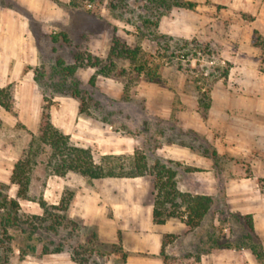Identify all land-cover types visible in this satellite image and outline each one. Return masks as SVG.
<instances>
[{
	"label": "rangeland",
	"instance_id": "obj_1",
	"mask_svg": "<svg viewBox=\"0 0 264 264\" xmlns=\"http://www.w3.org/2000/svg\"><path fill=\"white\" fill-rule=\"evenodd\" d=\"M50 1L57 4L56 0ZM0 3L15 7L10 0H0ZM58 5L61 22L48 32L41 33L38 25L30 21V30L39 50L38 64L33 70L34 93L41 98L42 108L46 107L50 112L59 98H71V92L76 89L81 99H71L76 101L82 117L120 133L126 144H134V149L145 156L148 167L160 162L174 171L176 188L186 187L183 184L188 180L184 174L187 169L177 161L160 160L155 154L158 148L174 145L198 150L212 161L214 174L221 177V193L225 178L239 176L250 177L254 190L264 193V168L259 167L264 164V159L253 154L252 169L246 167L243 155L225 151L229 140L232 145H237L238 140L253 145L263 141L264 148V137L261 141L257 137L250 140L238 136L241 128L264 133V0H103L75 4L69 0ZM52 38L56 40L53 42ZM113 38L129 47L139 46L143 53L139 63L146 65L145 74L154 71L158 79L152 82L144 76L132 79L133 74L123 81L97 77L95 84L90 86L89 79L94 72L84 68L59 86L61 78L53 72L57 60L70 66L73 52H85L104 59ZM229 69L233 76L226 81L221 75ZM131 70L132 67H127L128 73ZM126 82L128 87L124 90ZM217 85L225 92L215 88ZM9 87L15 104L16 87L14 84ZM60 90L65 96L59 95ZM226 92L233 98L250 97L255 103L245 107L260 109V113L231 115L235 127L228 134L234 138L212 137L214 129L211 126L205 125L203 135L192 129L184 130L183 125L180 127L179 114H197L207 120L212 109L220 108V105L212 104L213 96H225ZM18 95L23 97L28 93L22 90ZM181 102H185L184 105ZM10 114L15 115L14 107ZM17 129L9 140L0 141V184L9 187L10 198L15 188L9 184L11 174L7 175L14 163L11 149L19 144L17 140L24 134L20 125ZM219 149L222 152L217 153ZM49 153L45 149L44 154L38 155L37 164L30 173V178L35 179L30 200L39 198L42 179L38 176L47 174L45 162ZM132 156H119L113 164L126 166ZM102 158L97 157L95 163H100ZM40 167L44 173H40ZM188 170L195 171L194 168ZM7 179L8 183H5ZM21 213L37 216L24 213L22 209ZM214 213L221 228V245L227 243L224 237L227 233L222 228H242L236 231L233 244L248 232L246 217L227 215L219 195ZM70 221L63 222L54 233L41 231L42 238L61 244L68 254L77 252V258L85 264H123L116 245L100 242L92 229L84 227L80 221ZM48 224L46 221L42 228ZM39 254L19 260L15 250L7 264H36Z\"/></svg>",
	"mask_w": 264,
	"mask_h": 264
},
{
	"label": "crops",
	"instance_id": "obj_2",
	"mask_svg": "<svg viewBox=\"0 0 264 264\" xmlns=\"http://www.w3.org/2000/svg\"><path fill=\"white\" fill-rule=\"evenodd\" d=\"M10 1L15 7L0 3V88L14 84L17 97L15 115L0 108V141L9 140L17 132V125L22 127L24 134L17 140L19 144L11 149L15 163L27 148L31 137L36 136L42 112V100L34 93L33 70L38 64L39 50L37 40L30 30V21L38 25L41 33L48 32L61 22V7L58 3L66 4L69 0H56L57 4L50 0ZM232 73L230 69L227 71L226 81L231 79ZM215 88L225 92L222 86L217 85ZM22 90L28 95L20 97L18 94ZM184 103L181 102V105ZM254 103L250 97L233 98L227 92L225 96H213L212 104L220 105L219 109H212L207 120L197 114H179L180 127L183 125L182 129H192L203 135L205 125L211 126L214 129L212 137L234 138L231 133L228 134L235 127L231 115L240 112L260 113L259 108L245 107L253 106ZM256 104L259 106V100ZM49 115L54 128L68 136L73 146L88 149L94 162L97 157L133 155L134 144H126L125 138L120 133L111 132L107 125H99L82 117L76 101L71 98H59ZM238 136H246L250 140L257 137L262 141L264 133L241 128ZM238 142L232 145L229 140L228 150L225 151L243 155L247 161L246 167L254 168L255 153L264 159L263 141L258 145L243 140ZM216 151L222 152L220 149ZM46 152H49L47 147ZM155 154L160 160L177 161L187 169L184 174L188 180L181 183L186 184V187L181 190L176 188L178 191L212 199L210 210L197 226L187 227L175 218L166 220L162 225L154 224L153 187L150 178L146 176L87 180L73 173L62 178L43 174L38 176L42 179L38 199L48 206H58L64 192H71L72 198L66 213L68 219L80 221L84 227L92 229L100 242L116 245L123 264H259L248 249L233 244L236 231L242 228H222L232 248L221 247V228L214 213L219 195L227 215L233 214L240 218L249 216L251 235L262 247L264 257V193L254 190L252 179L241 176L225 178L221 193V177L214 174L212 161L198 150L189 146L170 145L156 149ZM14 163L7 175L11 174ZM259 167L264 168V164ZM192 168L195 171L188 170ZM198 169L212 171L202 172ZM38 170L42 173L43 167ZM34 182L35 179H31L29 195L33 193ZM5 183H8V179ZM16 191L15 187L12 198H15ZM18 203L24 213L37 216L42 214L36 201L18 200ZM37 258L36 264H76L66 252L39 254Z\"/></svg>",
	"mask_w": 264,
	"mask_h": 264
},
{
	"label": "trees",
	"instance_id": "obj_3",
	"mask_svg": "<svg viewBox=\"0 0 264 264\" xmlns=\"http://www.w3.org/2000/svg\"><path fill=\"white\" fill-rule=\"evenodd\" d=\"M101 1L103 0H71V3ZM52 39L53 42L56 40ZM142 57L143 53L139 46L129 47L113 38L104 59L85 52H73V64L67 66L63 61L57 60L53 72L54 76L61 78L60 87L78 70L84 68H90L94 72L89 79L90 86L95 84L97 77L123 81L127 76L133 74L134 78L132 79L141 76L146 77L149 82L158 79L154 71L145 74L146 65L139 63ZM127 67H132L131 73H128ZM221 76L226 77L227 70L223 71ZM132 79H128L127 82H131ZM127 82L124 84V90L128 87ZM73 85L75 86V83ZM59 95L65 96L61 90ZM70 97L81 99L80 93L76 89L71 92ZM13 105L11 88H0V108L8 113H13ZM46 147L50 151L45 162V168L49 175L62 178L68 173H73L87 180L131 179L144 176L150 178L154 196L153 222L156 225H162L166 220L175 218L184 222L187 227H195L211 208L212 199L210 197L180 193L176 189L175 172L159 162L148 167L145 156L137 149H134L133 156L128 158L126 166L119 164L116 167L113 161L118 160L119 157L114 156L104 157L100 163H95L88 149L73 146L68 136L54 128L50 122L49 110L44 107L41 112L38 132L36 136L31 137L27 149L14 164L9 178V184L17 188L15 198L8 196L9 187L7 185L0 184V264H7L9 256L13 255L15 250L18 252L19 260L29 256L35 257L38 249H40V255L59 254L65 251L61 244L45 241L40 233L41 231L54 233L63 222H71L66 213L72 193L66 190L58 206H48L41 199L36 200L42 210L41 216L23 215L18 203V200L33 201L30 200L28 194L31 182L30 173L37 164L38 155L44 154ZM126 167L127 172H124ZM115 168L118 169V172L115 171ZM184 216L185 219H183ZM246 219L248 220V232L234 246L245 247L259 264H264L262 247L251 235V219L249 216ZM46 221H49L48 226L42 228ZM221 247L232 248L229 243H224ZM78 255L77 252L70 253L71 261L76 264H85L77 258Z\"/></svg>",
	"mask_w": 264,
	"mask_h": 264
},
{
	"label": "built area",
	"instance_id": "obj_4",
	"mask_svg": "<svg viewBox=\"0 0 264 264\" xmlns=\"http://www.w3.org/2000/svg\"><path fill=\"white\" fill-rule=\"evenodd\" d=\"M185 219V218H184Z\"/></svg>",
	"mask_w": 264,
	"mask_h": 264
}]
</instances>
